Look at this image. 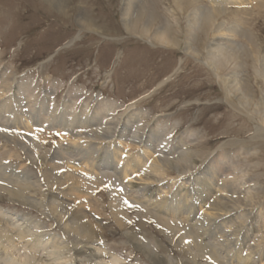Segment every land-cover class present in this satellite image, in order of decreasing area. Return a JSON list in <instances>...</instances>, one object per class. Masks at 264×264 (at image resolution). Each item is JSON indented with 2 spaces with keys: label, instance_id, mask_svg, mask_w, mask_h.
I'll return each instance as SVG.
<instances>
[{
  "label": "rangeland",
  "instance_id": "1",
  "mask_svg": "<svg viewBox=\"0 0 264 264\" xmlns=\"http://www.w3.org/2000/svg\"><path fill=\"white\" fill-rule=\"evenodd\" d=\"M125 1L0 0V70L14 74L11 77L13 90L21 84L30 85L29 89L36 93L31 101L37 99V106L45 103L47 107L63 110L73 97L89 95L93 98L88 108L90 113L95 111L98 98H101L121 107L112 114L115 116L121 113V109L135 105L129 113L136 115L146 127L145 140L152 138L153 144H160L159 149H166L167 159L171 161L166 167L165 182L178 181L185 190L191 184H185L187 181L178 176V171L194 164L192 174L204 178L206 173L203 172L217 163L225 170H232L229 181L239 187L243 202L238 210L253 212L249 223L255 227V232L259 229L257 223L264 228V134H256V124H262L261 115L257 120L246 117V113L250 114L248 110L253 108L260 112L264 108V79L257 78L254 69L256 62L260 66L264 55V4L251 1L235 6L211 3L210 0H200L199 4L182 0L185 11L181 13L176 0H146V5H138L133 12L138 29L130 31L123 21ZM214 3L219 12L218 25L228 27L241 21L245 28L243 37L236 42L243 47L244 66L240 73L247 80L246 92L252 98L251 109L246 110L231 97L208 66L209 45L221 38V34L206 37L202 16L203 25L195 30L192 38L188 37L191 12L199 6L207 12L214 8ZM174 19L179 24L180 33L175 31ZM144 26L150 28L152 37L140 32ZM157 30L169 32L177 46L160 44L154 39ZM188 43L199 57L187 50ZM226 74V71L221 73ZM48 100L50 104H47ZM80 102L74 110H81ZM4 120L0 121V125L6 127L0 132V160L22 175L34 176L43 188L36 190L25 183L3 181L0 176L7 185L0 186V213L7 214V218L0 214V226L3 221L26 217L40 223L45 237L61 234L47 205L41 209L30 203H20L16 196H11L15 192L41 199V191H45L47 197L52 194L59 199L65 197L50 184L43 156L40 158L42 162L38 159L33 162L29 152L14 149L7 136L13 132L6 125L15 128L16 121L13 119L8 123ZM32 130L35 132H31L32 137L48 150L73 142L70 132L52 127L50 123L40 127L34 125ZM153 130L156 131L152 134ZM122 143L124 158L131 159L141 151L142 147L132 138V133ZM186 150L189 151L188 158L185 157L187 161L182 156ZM128 181L131 182V178ZM88 182L93 186L87 190L89 207L84 204L83 208L78 202L71 204L72 200L66 197L64 208H69L65 211L74 213L77 207L90 211V215H79L82 217L83 214L85 222L91 223L105 249L125 259L121 264H152L153 260L144 253L148 238L160 243L161 248L157 251L160 256L173 257L177 264H187L175 243L169 242V237L155 227L157 222L145 209L130 205L123 209L129 224L121 227L116 222L111 209L110 176ZM198 210L206 214L200 206ZM137 226L147 233L146 237L140 238L145 243L141 248L130 236ZM71 241L70 246L74 245L73 239ZM20 244L27 245L25 240ZM260 245L263 249L264 236ZM86 247L81 249L92 253L93 246ZM41 255L46 258L45 254ZM195 255V262L191 264H211L196 251ZM87 260L78 259L82 264H90ZM160 263L166 264L165 260Z\"/></svg>",
  "mask_w": 264,
  "mask_h": 264
},
{
  "label": "bare ground",
  "instance_id": "2",
  "mask_svg": "<svg viewBox=\"0 0 264 264\" xmlns=\"http://www.w3.org/2000/svg\"><path fill=\"white\" fill-rule=\"evenodd\" d=\"M181 1L176 0L175 3L179 11L184 13L185 8ZM210 1L235 6L251 1L264 4L263 0ZM191 3L199 4L200 0H191ZM138 5H146V0L125 1L123 21L127 30L138 29L137 18L133 17ZM218 13L215 3L214 8L207 12L200 6L193 10L188 18V37L192 38L195 30L203 25L202 16L205 19L206 37H210L213 33L221 34V38L209 45L208 66L219 77L229 95L238 100L246 110L248 107L251 109L252 98H249L246 92L247 80L244 74L240 73L244 66L243 47L240 42V44L236 42L238 38L243 37L245 28L241 25V21L228 27L226 24L218 25ZM174 21L175 31L180 33L179 24L177 20ZM141 29L140 32L144 36L152 37L148 26ZM154 36V39L164 46H177L166 30H157ZM191 47L188 43L186 48L193 56L199 57L198 52L196 53ZM257 63L254 65L256 77L264 79V55L263 60H260V66ZM224 71L228 74L221 75ZM12 75H14L12 72L0 70V121L5 119L4 121L9 123L14 119L17 125L15 128L12 127L13 130L6 125L13 132L7 133L9 142L14 149L29 152L33 162L35 159L42 162L40 158L43 156L50 184L65 197L59 199L54 194L47 197L45 191H41V199L28 197L23 193H11V196H16L20 203H30L41 209L47 205L61 234L53 233L45 237L40 223L26 217L3 221V226H0L2 227L0 264H68V262L82 264L78 259L83 258L88 259L87 262L90 264L125 263V259L111 253L99 243L101 237L91 227V223L85 222V218H82L83 214L82 217L79 215L80 213L90 215V211L82 209V205L90 204L87 190L93 186H90L88 181L94 178H108V176L112 180L111 209L116 222L121 227H126L130 222L123 209L132 205L148 212V215L157 222L155 227L169 237V242L175 243L187 264L195 262V251L202 258H208L211 264H264V248L262 249L260 245L264 228L261 223H257L259 229L255 232L253 229L255 227L250 226L249 223L253 212L238 210L243 202L239 187L232 184L233 181H229L232 170H225L214 163L203 172L206 175L201 178L192 174L194 164L188 165L182 172L178 171V176L182 177L183 181H187L185 184H191L183 190L182 185H178V181L165 182L166 167L171 165V161L167 159L166 149H159L160 144H153L152 138L145 140L146 127L137 120L136 115L129 113L135 105L121 109V113L115 116L112 114L121 107L101 98H98L95 111L90 113L88 108L93 98L89 95L73 97L71 102L65 104L63 110L55 106L47 107L45 103L37 106L35 104L37 99L31 101L36 93L33 94L34 91L29 89L30 85L21 84L13 90ZM79 101L82 104L81 110H74ZM47 104H50L49 100ZM16 111L17 113H14ZM248 111L250 114L246 113V117L251 120L263 117L260 118L262 124L260 122L256 124V134L258 136L264 134V108L260 112L253 108ZM258 115L261 116L257 118ZM46 123L70 132L73 142L51 150L42 147L37 138L32 137L31 132L35 133L32 130L34 125L40 127ZM135 126L138 127L134 128ZM131 128H134L133 132ZM5 130L6 127L0 125V132ZM155 131L153 130L152 134ZM131 133L132 138L142 148L140 153L127 159L123 157L122 141L128 140ZM188 152L182 156L187 157ZM145 168L151 171L146 172ZM0 176L3 181L25 183L36 190L43 188L37 178L27 177L19 171L12 170L2 160H0ZM130 178L131 182L128 181ZM74 185L76 188H73ZM0 186L7 185L0 180ZM66 197L72 200L71 204L78 202L82 206L73 208L76 214L65 211L69 208L68 206L64 208V205H67V202H64ZM198 206L201 210L205 209L206 214L198 210ZM0 214L7 218L6 213ZM146 235L147 233L138 226L130 234L140 248L145 245L140 238ZM178 235L181 237H177ZM71 239L74 241L72 246H70ZM23 240L27 243L26 246L20 244ZM148 240L144 253L149 260H153L152 264H161L162 260H165L166 264H177L173 257L166 258L157 253L161 248L158 241L149 238ZM90 245L93 246L92 253H86L81 249ZM234 252L236 253L232 255ZM41 253L45 254L46 258L41 257Z\"/></svg>",
  "mask_w": 264,
  "mask_h": 264
}]
</instances>
